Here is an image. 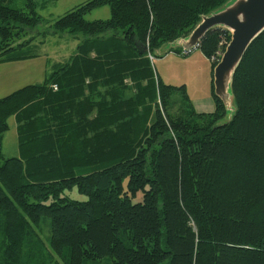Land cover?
<instances>
[{
    "label": "trees",
    "instance_id": "trees-1",
    "mask_svg": "<svg viewBox=\"0 0 264 264\" xmlns=\"http://www.w3.org/2000/svg\"><path fill=\"white\" fill-rule=\"evenodd\" d=\"M8 1L0 64L33 57L16 51L42 22L33 0ZM229 2L88 0L58 18L54 33L83 34L75 53L0 98V264H264V31L235 68L231 116L216 93L198 113L153 61ZM104 5L109 19L85 18ZM232 36L199 40L213 67ZM12 116L20 153L5 158Z\"/></svg>",
    "mask_w": 264,
    "mask_h": 264
},
{
    "label": "rangeland",
    "instance_id": "rangeland-1",
    "mask_svg": "<svg viewBox=\"0 0 264 264\" xmlns=\"http://www.w3.org/2000/svg\"><path fill=\"white\" fill-rule=\"evenodd\" d=\"M33 1L34 8L42 17V22L30 31L31 34L37 35L36 40L31 45H26L16 51L17 53L33 55V57L0 64V98L27 84H38V82L45 81L51 72L60 67V64L69 60L83 37V34L54 33L52 25L69 10L88 0ZM28 2L29 0H9L8 4L11 7L27 8L29 10L30 8L27 7ZM110 16V6L104 5V7L97 8L87 14L85 18L93 21L96 19H109ZM167 46L168 44L157 51L153 59L155 71L162 81L173 86L185 85L192 103L210 99L212 79L215 73L213 74V70H211V64L208 65L203 59L201 49L197 47L192 53L184 56L175 51L170 52ZM225 99L228 100L227 103L230 101L229 103L232 104V107L228 110V115L231 116L235 107L233 96L230 94V97L225 96ZM8 125L10 127L3 135L4 157H18L20 148L18 147L17 125L14 116L9 118ZM69 194L77 200L87 199L76 189ZM142 195V192L139 193L135 200L141 201ZM49 221L47 222L49 223ZM47 222L42 225L43 238L50 234L51 226ZM103 264L110 263L104 261Z\"/></svg>",
    "mask_w": 264,
    "mask_h": 264
},
{
    "label": "water",
    "instance_id": "water-1",
    "mask_svg": "<svg viewBox=\"0 0 264 264\" xmlns=\"http://www.w3.org/2000/svg\"><path fill=\"white\" fill-rule=\"evenodd\" d=\"M219 26L232 30L233 36L220 63L215 67V93L230 109L232 104L230 101L227 103L225 96L232 95L235 68L249 45L264 31V0H230L222 9L207 15L190 34L187 42L195 46L209 29ZM144 51L148 52L146 47Z\"/></svg>",
    "mask_w": 264,
    "mask_h": 264
},
{
    "label": "crops",
    "instance_id": "crops-1",
    "mask_svg": "<svg viewBox=\"0 0 264 264\" xmlns=\"http://www.w3.org/2000/svg\"><path fill=\"white\" fill-rule=\"evenodd\" d=\"M189 36L187 38H185V39H182V41L181 40L180 41H176V43L172 44L171 46H167V49L168 48H171V47H173V48L174 47H177L180 50V53H181L183 51H186V49H188L189 47H192L193 48L194 46H191L190 43L187 42L189 40ZM178 54H179V52H178ZM203 56H204L203 59L205 60V62L208 65L211 64V70H213V74H214L215 73V67L216 66L213 67L212 61L210 59H208L204 54H203ZM4 63H6V62H4ZM214 78H215V76L212 79L213 85L211 87L210 99H205L204 101L203 100H199L198 103H196V102L194 103L193 102V106L195 107V109H196V111L198 113H200V112H203V113H211L215 109V105H214V95H215V90H216V84L214 82V80H215Z\"/></svg>",
    "mask_w": 264,
    "mask_h": 264
},
{
    "label": "built area",
    "instance_id": "built-area-1",
    "mask_svg": "<svg viewBox=\"0 0 264 264\" xmlns=\"http://www.w3.org/2000/svg\"><path fill=\"white\" fill-rule=\"evenodd\" d=\"M226 29H228V28H226ZM229 30V29H228ZM230 32H232V30H229ZM198 47V43H197V45L194 47V48H188V49H186V51H184V53L186 54V53H188V54H190V53H192V51L194 50V49H196ZM223 55V54H222ZM222 57V56H221ZM152 58V57H151ZM213 59H214V57H213Z\"/></svg>",
    "mask_w": 264,
    "mask_h": 264
},
{
    "label": "bare ground",
    "instance_id": "bare-ground-1",
    "mask_svg": "<svg viewBox=\"0 0 264 264\" xmlns=\"http://www.w3.org/2000/svg\"><path fill=\"white\" fill-rule=\"evenodd\" d=\"M234 108H235V107H234ZM228 110H229V109H228ZM233 112H234V110H233ZM233 112H232V113H233Z\"/></svg>",
    "mask_w": 264,
    "mask_h": 264
}]
</instances>
